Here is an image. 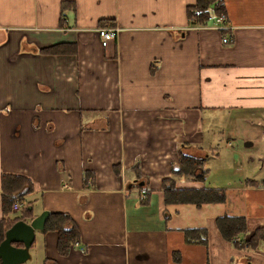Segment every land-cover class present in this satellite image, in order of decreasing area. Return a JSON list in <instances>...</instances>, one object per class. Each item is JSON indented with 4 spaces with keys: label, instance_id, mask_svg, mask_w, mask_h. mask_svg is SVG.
<instances>
[{
    "label": "crops",
    "instance_id": "0c3cea01",
    "mask_svg": "<svg viewBox=\"0 0 264 264\" xmlns=\"http://www.w3.org/2000/svg\"><path fill=\"white\" fill-rule=\"evenodd\" d=\"M224 1L231 42L212 24L189 25L195 0H0V221L2 176L22 175L34 186L22 208L66 212L80 232L61 255L58 232L37 230L38 264H264V241L238 249L215 223L245 216L244 239L264 226V185L248 181L264 175L248 176L254 156L229 135L244 123L264 142V0ZM106 26L117 37L103 47ZM205 112L227 117L235 167L209 165L219 152ZM180 152L210 171L177 187L223 188L225 202L165 204ZM190 227H207L208 245L187 243Z\"/></svg>",
    "mask_w": 264,
    "mask_h": 264
},
{
    "label": "trees",
    "instance_id": "16d2710c",
    "mask_svg": "<svg viewBox=\"0 0 264 264\" xmlns=\"http://www.w3.org/2000/svg\"><path fill=\"white\" fill-rule=\"evenodd\" d=\"M68 1H63L62 13L67 9ZM224 15L227 16V9L224 0H195L194 4L187 6V17L191 26H208L213 21L211 18ZM228 21V19H227ZM229 28L222 29L223 40L227 39ZM56 48V47H55ZM72 49H67L71 51ZM64 51V50H60ZM138 178L141 177L139 166H134ZM210 168L207 166L206 158L194 157L180 152L178 160L173 164L171 176L164 178L162 189L166 205L194 204L201 207L204 204H217L226 201V190L223 188L202 187V188H178L179 179L191 181H205ZM86 178L90 179L88 172ZM252 186L264 185V180H248ZM3 218L0 221V242L4 240L6 231L18 220L33 219L32 210L28 207L22 208L21 215L11 218L12 205L16 199L23 198L25 195L34 191L31 179L22 175L3 174ZM216 226L221 236L238 249H258L264 241V226L256 228L253 233L245 238L249 233L247 218L242 215L224 214L216 217ZM49 230L57 231L58 250L61 255H67L73 244L79 240V227L73 218L66 212H51L46 221L43 232ZM185 240L189 244L208 245L209 230L207 227H190L183 230ZM179 252H174L175 261L181 259ZM0 264L2 261L0 260ZM237 264V263H233ZM245 264H251L250 261Z\"/></svg>",
    "mask_w": 264,
    "mask_h": 264
},
{
    "label": "rangeland",
    "instance_id": "374dc122",
    "mask_svg": "<svg viewBox=\"0 0 264 264\" xmlns=\"http://www.w3.org/2000/svg\"><path fill=\"white\" fill-rule=\"evenodd\" d=\"M213 24V21L210 23ZM216 112V111H215ZM213 114V120L210 119V115L205 112V122H204V131L205 135L207 137H210L212 139V145L214 146V149H216L217 152H219L218 158H212L209 165H227L230 166L234 164L233 155L231 146L227 145V130H226V121L227 117L224 114ZM237 132H234L230 137L233 139V144L235 147V150H239L240 155L242 157L247 156H254V160L249 162V168L251 169L250 174H248L249 177H258L262 178L264 175V142H261L259 138L256 136V132H253L252 128L250 127L249 130H245L247 126L244 123H239ZM246 133H252V135H255L254 138V145L247 147L245 145V134ZM250 141V140H249ZM196 155L201 156V153H196ZM209 225L214 226V222L211 217L208 216V222ZM30 258L22 263V264H38L40 261V257L38 253L30 248ZM239 262V263H238ZM237 264H242L240 261L233 262Z\"/></svg>",
    "mask_w": 264,
    "mask_h": 264
},
{
    "label": "water",
    "instance_id": "95a60500",
    "mask_svg": "<svg viewBox=\"0 0 264 264\" xmlns=\"http://www.w3.org/2000/svg\"><path fill=\"white\" fill-rule=\"evenodd\" d=\"M247 145H251V142ZM143 184L144 182H140V185ZM49 216L50 212L44 211L30 222L18 220L6 231L4 240L0 242L2 264H22L30 258V248L35 241L36 231L45 229Z\"/></svg>",
    "mask_w": 264,
    "mask_h": 264
},
{
    "label": "built area",
    "instance_id": "2783aa9c",
    "mask_svg": "<svg viewBox=\"0 0 264 264\" xmlns=\"http://www.w3.org/2000/svg\"><path fill=\"white\" fill-rule=\"evenodd\" d=\"M211 19L213 20L212 26L217 27L219 30L229 28L226 16L220 15L213 17ZM98 34L102 46L106 47L111 41L116 39L117 29L115 27H109V26L102 27L99 29ZM230 38H231V34L228 33L226 40H229ZM143 198H146V195H143ZM23 206L24 204L21 202V199H16L13 203V209L16 211L21 210ZM74 245L79 246V241H76Z\"/></svg>",
    "mask_w": 264,
    "mask_h": 264
}]
</instances>
